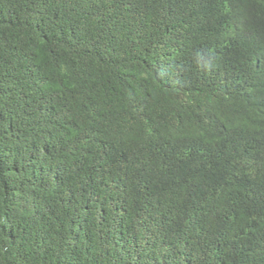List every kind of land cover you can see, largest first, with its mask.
<instances>
[{
  "label": "trees",
  "instance_id": "16d2710c",
  "mask_svg": "<svg viewBox=\"0 0 264 264\" xmlns=\"http://www.w3.org/2000/svg\"><path fill=\"white\" fill-rule=\"evenodd\" d=\"M0 264H264V0H0Z\"/></svg>",
  "mask_w": 264,
  "mask_h": 264
}]
</instances>
